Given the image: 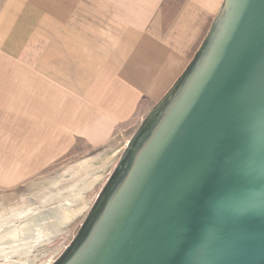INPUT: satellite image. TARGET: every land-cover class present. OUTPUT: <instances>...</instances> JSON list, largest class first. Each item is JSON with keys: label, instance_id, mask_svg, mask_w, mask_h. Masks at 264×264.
I'll return each instance as SVG.
<instances>
[{"label": "water", "instance_id": "95a60500", "mask_svg": "<svg viewBox=\"0 0 264 264\" xmlns=\"http://www.w3.org/2000/svg\"><path fill=\"white\" fill-rule=\"evenodd\" d=\"M52 264H264V0H224Z\"/></svg>", "mask_w": 264, "mask_h": 264}, {"label": "crops", "instance_id": "0c3cea01", "mask_svg": "<svg viewBox=\"0 0 264 264\" xmlns=\"http://www.w3.org/2000/svg\"><path fill=\"white\" fill-rule=\"evenodd\" d=\"M223 3L0 0V173L42 170L79 142L117 150L184 74ZM5 139L16 155L6 166Z\"/></svg>", "mask_w": 264, "mask_h": 264}, {"label": "rangeland", "instance_id": "374dc122", "mask_svg": "<svg viewBox=\"0 0 264 264\" xmlns=\"http://www.w3.org/2000/svg\"><path fill=\"white\" fill-rule=\"evenodd\" d=\"M137 130H135L133 135H131L129 138L127 137L123 141H119V144L115 143L116 148H118L117 150H112L113 147H105L92 150L88 148L86 144L79 142L77 148L73 153H71L61 161H58L50 166H46V168L42 170L20 172L16 173L15 176H13V172L11 171L0 173L1 176H3L0 177V209H2L3 207L6 208L7 205L14 206V204L22 201L24 198H31L33 195L35 196L43 189L47 194L60 192L62 193V196L65 197V188L69 186L68 179H70L71 177H80V165L92 161L94 167L100 168L95 171V175L100 176L101 178L96 182V184L92 185L89 189L84 191V196H82V199H80L77 203H74V205L72 204L73 206L70 205V208L72 210H80L81 208V212L78 213L70 223L62 227L61 233H59L60 235L58 234L51 241L38 246L32 252L31 256H29V261H32L30 264L54 263L64 253L66 248L74 241L90 210L96 203L98 196L100 195L110 176L114 172L123 151L126 149L129 141L134 136ZM12 142L13 141L9 139H5V166L7 165V163H10L12 159L16 158V155L12 153V150L8 148V145ZM99 157L101 158V161H98ZM108 159L109 161L105 165V167L101 168V162H105ZM59 175L66 177V180L58 184V186L56 187L55 185H51L52 180L57 178ZM44 184L46 185V189L44 188ZM49 185L51 186L47 187ZM41 194L44 193L41 192ZM40 195L34 197V204L38 202L37 199ZM54 202H51V204L46 206L44 209L46 210L52 208V206L55 207L56 205H60L58 201ZM31 214L32 213H30V215ZM49 221L51 222V220ZM13 260L17 261L18 257H14ZM2 263L3 262L0 261V264Z\"/></svg>", "mask_w": 264, "mask_h": 264}, {"label": "bare ground", "instance_id": "6f19581e", "mask_svg": "<svg viewBox=\"0 0 264 264\" xmlns=\"http://www.w3.org/2000/svg\"><path fill=\"white\" fill-rule=\"evenodd\" d=\"M100 159L99 157L98 161H101ZM108 161L109 159L101 162V168H104ZM79 169V178L68 179L69 186L65 188V197L60 192L47 194L43 189L35 193V196L40 195L41 192L44 193L39 196L36 204H34L35 196L33 195V198L30 196L31 198H24L20 201L21 203L18 202L14 206L7 205L6 208L0 209V261L3 262L2 264H30L32 261H29V256L32 252L61 233L62 227L70 223L81 212V208L72 210L70 205L82 199L84 191L96 184L101 177L95 175V171L100 168L94 167L92 161L80 165ZM65 180L66 177L59 175L52 180L51 185L56 187ZM54 201H58L60 205L44 209ZM14 257H18V260L14 261Z\"/></svg>", "mask_w": 264, "mask_h": 264}]
</instances>
